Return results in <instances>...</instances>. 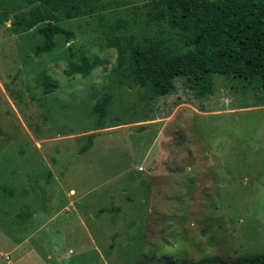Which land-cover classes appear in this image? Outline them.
<instances>
[{
    "label": "rangeland",
    "instance_id": "1",
    "mask_svg": "<svg viewBox=\"0 0 264 264\" xmlns=\"http://www.w3.org/2000/svg\"><path fill=\"white\" fill-rule=\"evenodd\" d=\"M162 10L79 4L57 14L69 37L43 53L36 30L0 25V264L264 252V90L212 75L208 95L176 78L171 94L153 97L129 72V48L191 47ZM81 57L96 66L67 76Z\"/></svg>",
    "mask_w": 264,
    "mask_h": 264
},
{
    "label": "trees",
    "instance_id": "2",
    "mask_svg": "<svg viewBox=\"0 0 264 264\" xmlns=\"http://www.w3.org/2000/svg\"><path fill=\"white\" fill-rule=\"evenodd\" d=\"M98 0H0V25L19 35L36 30L42 44L36 52L50 51L53 37H69L56 25L57 14L69 12L79 4ZM162 5L159 12L168 26L191 47L179 54L157 48L130 47L129 72L135 82L147 87L153 97L169 95L176 78L199 95L211 93V76H231L264 90V0H148ZM123 49L117 46L120 61ZM86 57L69 64L67 76L86 77L96 66ZM104 101L96 105L102 118ZM98 128H95L97 130ZM77 154L92 144V134ZM142 264H264V252L241 254L233 259L208 256L197 260L147 258Z\"/></svg>",
    "mask_w": 264,
    "mask_h": 264
},
{
    "label": "crops",
    "instance_id": "3",
    "mask_svg": "<svg viewBox=\"0 0 264 264\" xmlns=\"http://www.w3.org/2000/svg\"><path fill=\"white\" fill-rule=\"evenodd\" d=\"M67 192L69 193L68 194L69 197H74L75 196V192H74V190L72 188H69Z\"/></svg>",
    "mask_w": 264,
    "mask_h": 264
}]
</instances>
